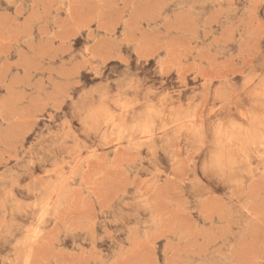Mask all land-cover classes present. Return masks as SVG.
Instances as JSON below:
<instances>
[{"label": "rangeland", "instance_id": "obj_1", "mask_svg": "<svg viewBox=\"0 0 264 264\" xmlns=\"http://www.w3.org/2000/svg\"><path fill=\"white\" fill-rule=\"evenodd\" d=\"M0 212V264H264V0H0Z\"/></svg>", "mask_w": 264, "mask_h": 264}, {"label": "bare ground", "instance_id": "obj_2", "mask_svg": "<svg viewBox=\"0 0 264 264\" xmlns=\"http://www.w3.org/2000/svg\"><path fill=\"white\" fill-rule=\"evenodd\" d=\"M189 1V0H188ZM194 1V0H193ZM16 2V1H15ZM26 2V1H25ZM181 2V1H180ZM198 2V1H197ZM71 4V3H70ZM181 4V3H180ZM185 4V3H184ZM200 4V3H199ZM29 7V6H28ZM197 8H198V6H196ZM245 7H247V6H245ZM195 8V7H194ZM203 9V8H202ZM214 9H215V7H214ZM231 9V8H230ZM69 10V9H68ZM204 10V9H203ZM226 10H227V8H226ZM193 11H195L194 9H193ZM199 11V10H198ZM196 12V11H195ZM248 12V11H247ZM206 13V12H205ZM200 14V13H199ZM197 15V14H196ZM202 15V14H201ZM251 15V14H250ZM200 16V15H199ZM235 16V15H234ZM203 17V16H202ZM243 17V16H242ZM203 20V19H202ZM229 20V19H228ZM199 21H200V19H199ZM203 27V26H202ZM205 27V26H204ZM77 50V49H76ZM136 52H137V49H136ZM123 56V55H122ZM88 58V57H87ZM80 59V58H79ZM119 61V60H118ZM157 61V60H156ZM94 62V61H93ZM123 62V61H122ZM123 64V63H122ZM142 64H143V62H142ZM128 65V64H127ZM101 66V65H100ZM143 66V65H142ZM121 68V67H120ZM141 69V68H140ZM130 70V69H129ZM112 74V73H111ZM122 76V75H121ZM118 77H120V76H118ZM115 78V77H114ZM124 80V79H123ZM81 80H79V82H80ZM109 82V81H108ZM116 84V83H115ZM70 91V90H69ZM70 95V94H69ZM70 97V96H69ZM153 106V105H152ZM148 107H150V106H148ZM51 109V108H50ZM155 110V109H154ZM148 111V110H147ZM152 111V110H151ZM154 112H156V111H154ZM156 114H157V112H156ZM151 115V114H150ZM149 115V116H150ZM111 116V115H110ZM152 117V116H151ZM43 119V118H42ZM112 119H113V117H112ZM149 119V118H148ZM148 119H146V120H148ZM151 120H152V118H151ZM44 121V120H43ZM47 121V120H46ZM45 122V121H44ZM105 122H106V120H105ZM152 123V122H151ZM146 124V123H145ZM153 124V123H152ZM48 126V125H47ZM148 126H150V124H148ZM152 126H154V124L152 125ZM143 128V127H142ZM145 129V128H144ZM147 129V128H146ZM143 130V129H142ZM121 132V131H120ZM143 132H144V130H143ZM123 133V132H122ZM147 133H148V130H147ZM170 139V138H169ZM111 141H112V138L110 139ZM110 141V142H111ZM49 144V143H48ZM38 145V144H37ZM46 152V151H45ZM47 154V153H46ZM51 155V154H50ZM110 156V155H109ZM44 158V157H43ZM46 160V159H45ZM141 160V159H140ZM176 160V159H175ZM173 166V165H172ZM132 172H134V171H132ZM3 173V172H2ZM23 173V172H22ZM254 178H256V177H254ZM12 181V180H11ZM11 181H10V183H11ZM256 182V180L254 181V183ZM4 183V182H3ZM239 184V183H238ZM8 185H10V184H8ZM254 185V184H253ZM250 186V185H249ZM252 186V185H251ZM244 187V186H243ZM242 187V188H243ZM56 188V187H55ZM236 189V188H235ZM55 191H56V189H54ZM74 191V190H73ZM206 196H208V195H206ZM217 197V196H216ZM207 198V197H206ZM66 201V200H65ZM62 202V201H61ZM65 203V202H64ZM189 203V202H188ZM63 206V205H62ZM65 207V206H64ZM151 209V208H150ZM154 209V208H153ZM57 212V211H56ZM1 213V212H0ZM106 213V212H105ZM110 214V213H109ZM2 215V214H1ZM99 228V227H98ZM137 228V227H136ZM135 228V229H136ZM97 229V228H96ZM134 229V228H133ZM140 229H141V227H140ZM81 230V229H80ZM100 231V230H99ZM131 231V230H130ZM141 231V230H140ZM143 231V230H142ZM148 231V230H147ZM139 234V233H138ZM131 235V234H130ZM108 236V235H107ZM79 237V236H78ZM97 237V236H96ZM57 239V238H56ZM61 240V239H60ZM91 240V239H90ZM75 242V241H74ZM88 242V241H87ZM77 243V242H76ZM66 245V244H65ZM64 245V246H65ZM72 245V244H71ZM79 245V244H78ZM90 245V244H89ZM76 247V246H75ZM84 247V246H83ZM74 249V248H73ZM115 255V254H114ZM113 256V255H112ZM225 259V258H224ZM261 260V259H260ZM211 262V261H210ZM197 263H199V262H197ZM206 263V262H205ZM200 264H202V263H200ZM219 264V263H218ZM223 264V263H222Z\"/></svg>", "mask_w": 264, "mask_h": 264}]
</instances>
